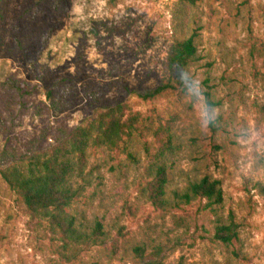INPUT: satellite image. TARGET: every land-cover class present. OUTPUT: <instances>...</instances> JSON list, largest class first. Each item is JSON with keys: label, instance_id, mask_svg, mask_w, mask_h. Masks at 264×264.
Returning <instances> with one entry per match:
<instances>
[{"label": "rangeland", "instance_id": "1", "mask_svg": "<svg viewBox=\"0 0 264 264\" xmlns=\"http://www.w3.org/2000/svg\"><path fill=\"white\" fill-rule=\"evenodd\" d=\"M193 32L199 58L183 85L139 97L177 80L167 53ZM61 87L67 106L54 110L46 90ZM117 103L131 137L75 157L74 207L103 223L105 242L66 261L0 173V264H143L156 252L158 264H264V0H0V157L27 164ZM168 140L170 186L218 179L238 239L214 237L202 200L172 210L146 200L152 155Z\"/></svg>", "mask_w": 264, "mask_h": 264}, {"label": "trees", "instance_id": "2", "mask_svg": "<svg viewBox=\"0 0 264 264\" xmlns=\"http://www.w3.org/2000/svg\"><path fill=\"white\" fill-rule=\"evenodd\" d=\"M178 1L186 6L194 5L199 0ZM198 58L195 32L174 41L167 53L166 66L169 71L175 72L177 80L169 78L151 90L138 93V96L142 99H152L168 89L182 86L184 80H187L182 74ZM3 84L18 93L26 92L24 85L14 78H8ZM66 91L65 87H61L57 94H54L52 88L46 90V98L52 109L66 108L67 102L62 95ZM206 98L210 103L208 93ZM123 109V105L119 103L106 107L88 124L77 126L64 134L51 152L32 156L27 164L11 163L3 155L0 157V173L3 180L20 196L31 217L47 222L53 236L61 242L60 254L68 262L76 257L82 247L103 244L107 237L105 226L100 220H89L81 210L74 207L83 187L75 186V157L83 156L89 147L115 148L124 140V136L131 137L133 125L124 119ZM168 138L170 139V136ZM170 152L172 142L168 140L152 155L149 178L142 188L146 200L162 210H172L197 199L202 200V210L213 217L214 237L226 244L238 239V223L234 213H224L220 181L211 175H203L188 180L181 186L171 187ZM261 189L264 192L263 186ZM143 251L142 246L134 248L137 256H142ZM158 263L157 252L152 259L143 262Z\"/></svg>", "mask_w": 264, "mask_h": 264}]
</instances>
